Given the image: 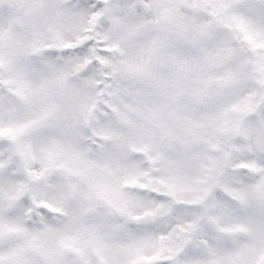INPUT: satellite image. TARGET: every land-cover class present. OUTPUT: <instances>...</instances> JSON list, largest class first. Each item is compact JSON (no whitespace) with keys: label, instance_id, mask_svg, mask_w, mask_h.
<instances>
[{"label":"snow or ice","instance_id":"1","mask_svg":"<svg viewBox=\"0 0 264 264\" xmlns=\"http://www.w3.org/2000/svg\"><path fill=\"white\" fill-rule=\"evenodd\" d=\"M0 264H264V0H0Z\"/></svg>","mask_w":264,"mask_h":264}]
</instances>
